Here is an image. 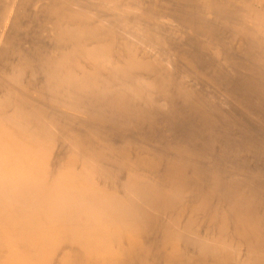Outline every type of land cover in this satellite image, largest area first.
Instances as JSON below:
<instances>
[{
    "label": "bare ground",
    "instance_id": "6f19581e",
    "mask_svg": "<svg viewBox=\"0 0 264 264\" xmlns=\"http://www.w3.org/2000/svg\"><path fill=\"white\" fill-rule=\"evenodd\" d=\"M0 264H264V0H0Z\"/></svg>",
    "mask_w": 264,
    "mask_h": 264
}]
</instances>
